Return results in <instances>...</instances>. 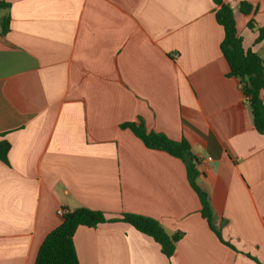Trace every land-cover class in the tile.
I'll return each instance as SVG.
<instances>
[{
  "label": "crops",
  "instance_id": "0c3cea01",
  "mask_svg": "<svg viewBox=\"0 0 264 264\" xmlns=\"http://www.w3.org/2000/svg\"><path fill=\"white\" fill-rule=\"evenodd\" d=\"M227 4L244 48L264 60L248 29L251 19L264 27V0ZM217 9L214 0H0V32L10 16L0 140L11 145L0 160V264H35L64 221L58 210L80 207L148 216L182 237L169 259L128 223L80 226L79 264H264V135L229 76ZM125 123L189 142L232 247L203 218L185 163Z\"/></svg>",
  "mask_w": 264,
  "mask_h": 264
},
{
  "label": "trees",
  "instance_id": "16d2710c",
  "mask_svg": "<svg viewBox=\"0 0 264 264\" xmlns=\"http://www.w3.org/2000/svg\"><path fill=\"white\" fill-rule=\"evenodd\" d=\"M214 2L218 6L217 21L225 30V38L221 48L229 66V76L240 81L243 94L249 100L254 126L260 134L264 135V99L262 98L264 92V60L253 49L244 48L243 38L236 27L234 10L227 4V0H214ZM2 5L4 6V4ZM240 11L246 15L253 14V8L246 2L241 3ZM9 22V15L3 17L1 35L7 34ZM248 27L258 32L257 43L264 41V27H258L254 19L249 21ZM122 128L130 129L147 148L167 152L185 163L189 183L201 201L203 218L219 239L232 247L222 239L219 229L214 224L209 193L199 182L198 165L200 160L193 153L189 142L186 139L174 141L165 134L147 132L143 123H125ZM10 148L11 145L8 141L0 140L1 161L7 162ZM106 222H125L132 225L137 231L152 237L159 243L163 254L169 259L173 257L176 244L182 237L181 234L168 235L159 221L148 216L122 213L118 218L108 219L102 211L80 207L68 211L64 215L63 223L46 237L40 247L35 264H79L74 245L77 229L80 226L94 228Z\"/></svg>",
  "mask_w": 264,
  "mask_h": 264
},
{
  "label": "built area",
  "instance_id": "2783aa9c",
  "mask_svg": "<svg viewBox=\"0 0 264 264\" xmlns=\"http://www.w3.org/2000/svg\"><path fill=\"white\" fill-rule=\"evenodd\" d=\"M67 212H68V211H66V210H64V209H59V210H58L59 215H63V216H64Z\"/></svg>",
  "mask_w": 264,
  "mask_h": 264
},
{
  "label": "rangeland",
  "instance_id": "374dc122",
  "mask_svg": "<svg viewBox=\"0 0 264 264\" xmlns=\"http://www.w3.org/2000/svg\"><path fill=\"white\" fill-rule=\"evenodd\" d=\"M238 16H240V14H238ZM236 20V19H235ZM236 27H237V30H241L242 28H240L241 27V25H240V23H239V26L237 25V21H236ZM248 29H250L249 27H248ZM251 30V29H250ZM249 31V30H248ZM253 31V30H252ZM249 32H251V31H249ZM251 33H253V32H251ZM248 37V36H247ZM249 38V37H248Z\"/></svg>",
  "mask_w": 264,
  "mask_h": 264
}]
</instances>
